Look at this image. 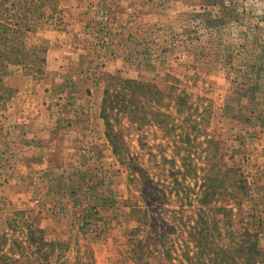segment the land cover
<instances>
[{
	"label": "rangeland",
	"instance_id": "1",
	"mask_svg": "<svg viewBox=\"0 0 264 264\" xmlns=\"http://www.w3.org/2000/svg\"><path fill=\"white\" fill-rule=\"evenodd\" d=\"M120 79L162 95L113 106ZM25 131L77 133L69 179L27 184ZM204 184L210 221L226 216L197 248ZM20 212L54 229L23 243ZM228 218L264 249V0H0L3 261L218 264Z\"/></svg>",
	"mask_w": 264,
	"mask_h": 264
},
{
	"label": "trees",
	"instance_id": "2",
	"mask_svg": "<svg viewBox=\"0 0 264 264\" xmlns=\"http://www.w3.org/2000/svg\"><path fill=\"white\" fill-rule=\"evenodd\" d=\"M13 6H16V2H14ZM40 6L41 4L33 3L27 9L31 10L33 7L35 9L32 11L35 13L38 9L41 8ZM120 81H122L123 86H119L118 88H115L113 90L111 89L106 90L107 100H109L110 104H112L113 106L118 107L120 106V104H125L127 102L133 105H136V108H137L138 104H140L142 100L146 98L145 96H148L142 92L144 89H146L144 92H147L148 94H150V96H154V97L156 96L160 98V95H162V92L157 87H154V85L151 83H145V82L138 81L135 79H120ZM178 102H179V99H178ZM177 111L179 113H182L181 107L177 106ZM135 112L138 113V110L136 109ZM160 112L161 110L157 108L156 113H160ZM106 120H107L108 126L111 127V121L107 117H106ZM184 161H185V158H184ZM206 182H208L207 177H206ZM204 187L207 190L205 191L203 198H201V202H202L201 209L198 214L199 218L197 220L198 225L197 226L194 225L190 229L192 230L191 231L192 237L196 240L197 248L201 247V244H203V241L205 239L206 240L207 238L210 239L211 236H213L210 234V230L212 231V233L216 232V230H218L221 233L223 229L220 231L218 223L219 221H221L220 218L222 219L226 216V214L222 211L224 210V208L220 206V208L216 210V211H221L218 214L220 215L219 216L220 218L214 217V219L210 221V217L207 214L205 204L206 203L209 204L208 203L209 193L211 191V188L214 189V185L212 186V184H209V185L204 184ZM214 193H216V191L213 192L212 198H214ZM19 214L23 215L22 216L23 218L21 220H23V222L26 221V225L32 226V228H34L31 231L33 234L32 237H29V236L27 237L25 235L26 239L22 241L23 243H29L30 245H32L37 241L35 239L36 232L37 233L40 232L41 234H43V230L38 227H35L30 222H28V220L25 218L26 217L25 212H20ZM228 219H229V222L227 223L226 226H224V234L225 235L227 234V239L229 240L230 238V240L228 243L224 245V247H222V250H223L222 252L225 253L223 257L217 256L220 259L213 258V261L217 262L218 264H263L264 263V249H263V246L260 240L262 230L251 228L248 225L249 223L245 227H242V226H239L238 223H234V220L232 218L231 219L228 218ZM212 226H215L216 228ZM7 235H8V232L6 231V233L1 237L2 238L0 240L1 246L5 245L7 241V237H6ZM40 238H42V240L45 239L43 236H41ZM20 245H22V243H20ZM212 252H210V254ZM8 257L9 256L3 255V257L0 258V264H9L8 262L3 261V260H6ZM13 260L16 261L17 259L14 258ZM194 264H197V263H194Z\"/></svg>",
	"mask_w": 264,
	"mask_h": 264
},
{
	"label": "crops",
	"instance_id": "3",
	"mask_svg": "<svg viewBox=\"0 0 264 264\" xmlns=\"http://www.w3.org/2000/svg\"><path fill=\"white\" fill-rule=\"evenodd\" d=\"M25 132V143L23 144L22 148L23 154H25V156L24 160L21 161L24 166V175L21 176L25 177V180L28 182L27 184L34 183V181L39 177L43 186L47 184L49 185V180H51V178L55 176V174H52L51 171L58 169L59 174H62V176L60 177L61 179H69L71 169L76 168L75 164H78V156L75 154V146L74 144H72V140H75L77 133L72 132L67 135H62L55 133L54 131ZM102 135V132H98V137L100 138L97 140V142L104 141ZM104 148H106L104 147V145L101 148H98V150L96 151L97 155L105 152ZM90 162L92 164L94 160ZM17 180L18 179H14L12 182H17ZM43 180L45 182H43ZM8 187L10 188V184ZM44 190L45 192H47L49 190V186L48 188L45 187ZM21 194L22 193L18 192L16 196L18 197ZM50 204L44 207L42 206L44 208L43 211L45 215H47V212L50 211V209L48 208L50 207ZM47 225H45V223L43 222L40 224V226L38 224L36 226L42 229L43 232H48V229H54L48 223ZM56 226L58 227V225Z\"/></svg>",
	"mask_w": 264,
	"mask_h": 264
},
{
	"label": "built area",
	"instance_id": "4",
	"mask_svg": "<svg viewBox=\"0 0 264 264\" xmlns=\"http://www.w3.org/2000/svg\"><path fill=\"white\" fill-rule=\"evenodd\" d=\"M84 153H88L89 152V148H87V149H83L82 150ZM37 202L39 201V200H36ZM89 220V222H92V220L91 219H88ZM84 224V222H82L79 226H81V225H83Z\"/></svg>",
	"mask_w": 264,
	"mask_h": 264
}]
</instances>
